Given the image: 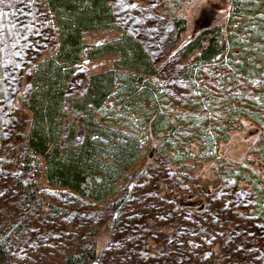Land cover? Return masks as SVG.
Listing matches in <instances>:
<instances>
[{
	"label": "rangeland",
	"instance_id": "obj_1",
	"mask_svg": "<svg viewBox=\"0 0 264 264\" xmlns=\"http://www.w3.org/2000/svg\"><path fill=\"white\" fill-rule=\"evenodd\" d=\"M112 1L121 27L143 43L159 75L131 101H118L120 84L106 101L105 120L138 136L141 153L116 192L102 200L48 183L44 169L23 172L31 69L56 52L59 33L48 0L0 2V226L17 223L18 229L0 264H62L87 240L95 241L96 264H264L260 191L234 177L253 166L259 173L253 180L264 179V155L251 153L264 138V84L242 78L231 88L237 59L191 75L187 67L199 50L180 53L205 28L225 25L232 11L246 27L256 10L264 19V0L238 6L240 12L233 0H192L181 7L175 0ZM175 15L186 21L180 33ZM121 33L91 29L84 41L106 42ZM253 35L259 49L249 55L264 58V33ZM119 55L79 62L72 90H84L88 76L112 68ZM225 74L233 79L225 83ZM231 164L237 167L233 176L225 171ZM26 184L36 199L25 198ZM120 197L124 203L115 205Z\"/></svg>",
	"mask_w": 264,
	"mask_h": 264
},
{
	"label": "trees",
	"instance_id": "obj_2",
	"mask_svg": "<svg viewBox=\"0 0 264 264\" xmlns=\"http://www.w3.org/2000/svg\"><path fill=\"white\" fill-rule=\"evenodd\" d=\"M190 1L175 0L174 3L181 7ZM252 3V0H233L237 12H240L238 6L251 8ZM48 4L56 21L59 43L54 54L44 57L31 69L28 107L32 120L27 147L21 156L23 172L38 174L44 169L50 184L75 190L84 197L106 199L116 192L120 180L125 178L141 153L138 136L105 120L102 114L106 101L117 84H120L116 91L118 101H131L142 95L147 90L143 87L150 83L149 79L159 75V69L143 43L121 27L112 0H48ZM254 12V20L248 27L232 11L225 25L205 28L188 41L180 50L182 56L188 57L199 50L187 67L191 71L189 74L194 75L195 68L212 66L220 60L229 64L237 59L238 74L231 88H238L242 78L259 79L264 84V58L255 55L259 44L253 39L256 30L264 33V19L257 10ZM173 21L177 33L185 29L182 15H175ZM111 27L122 30L121 35L101 43L84 41L85 31ZM250 51L255 54L249 55ZM115 52L120 55L112 68L91 73L84 90H72L79 62ZM229 77L225 74L223 81L226 83ZM2 78L0 53V101L3 98ZM260 93L264 96V88ZM4 137L0 109V148ZM251 153L264 155L263 137H259ZM231 166L225 171L233 176L237 167ZM247 171H237L238 176L234 177L237 181L250 182L257 192L260 191L263 201L259 202L263 203L264 211V179L253 180V176L259 174L253 166ZM24 187L25 198L36 199L35 190L29 188V184ZM124 192L125 189L121 193ZM124 200L120 197L115 205H122ZM16 224L0 226V258H6V244L18 232ZM96 258L95 241L87 240L67 255L62 264H96Z\"/></svg>",
	"mask_w": 264,
	"mask_h": 264
},
{
	"label": "snow or ice",
	"instance_id": "obj_3",
	"mask_svg": "<svg viewBox=\"0 0 264 264\" xmlns=\"http://www.w3.org/2000/svg\"><path fill=\"white\" fill-rule=\"evenodd\" d=\"M0 2H3V0H0Z\"/></svg>",
	"mask_w": 264,
	"mask_h": 264
},
{
	"label": "crops",
	"instance_id": "obj_4",
	"mask_svg": "<svg viewBox=\"0 0 264 264\" xmlns=\"http://www.w3.org/2000/svg\"><path fill=\"white\" fill-rule=\"evenodd\" d=\"M98 72V71H97ZM94 73V72H93Z\"/></svg>",
	"mask_w": 264,
	"mask_h": 264
}]
</instances>
